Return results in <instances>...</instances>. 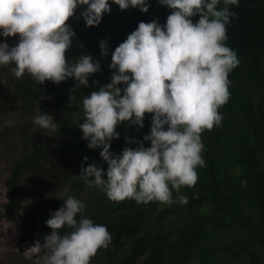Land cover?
Instances as JSON below:
<instances>
[{"label": "clouds", "instance_id": "9594fccd", "mask_svg": "<svg viewBox=\"0 0 264 264\" xmlns=\"http://www.w3.org/2000/svg\"><path fill=\"white\" fill-rule=\"evenodd\" d=\"M159 2L172 9L166 23L140 21L112 52L111 81L83 97L84 119L78 127L89 148L101 149L108 166L105 171L88 164L77 176L113 201L171 204L173 189L179 192L181 186L197 182V167L205 164L201 134L221 123L218 109L231 94L229 74L241 62L226 43L227 25L236 15L229 5H239L240 0ZM112 3L121 10L138 7L144 12L150 6L148 0ZM82 5L87 6L80 13L87 26L98 25L111 11L109 0H0V35H19L15 46L0 42V66L11 65L17 78L28 73L37 84L71 77L76 87L86 86L89 76L100 69L99 61L88 53L75 62L66 57L75 35L66 21ZM100 48L107 54L105 40ZM145 113L153 114L150 132L143 138L150 146L140 142L119 155L110 151L111 140L120 135L117 125L129 121L143 127ZM33 122L43 132L58 127L53 116L39 108ZM179 199L187 203L188 197ZM85 208L84 200L67 196L46 221L51 233L43 243L37 239L24 255L38 264H90L100 247H108L112 234L107 225L83 215ZM65 226L70 230L62 233Z\"/></svg>", "mask_w": 264, "mask_h": 264}, {"label": "trees", "instance_id": "16d2710c", "mask_svg": "<svg viewBox=\"0 0 264 264\" xmlns=\"http://www.w3.org/2000/svg\"><path fill=\"white\" fill-rule=\"evenodd\" d=\"M148 2L150 6L144 12L138 7L121 10L119 5L109 0L111 11L103 14L101 22L93 28L90 39L85 41L72 59H68L75 62L81 54L88 53L99 61L100 69L89 76L86 86L76 87V82L71 77L59 83L46 80L37 84L28 73H25L23 78H17L11 72V65L0 66V106L5 110V114H12L9 120L15 122L11 125L6 123L0 129V147L2 145L7 150L22 154L12 161L9 176L5 181L9 194L7 207H18L23 211L29 224L30 237L34 241L41 240L34 225L47 227L46 221L53 213H46L40 208L45 200L37 203L39 209H29L17 199L29 166L33 160L45 154L42 145L38 144L39 131L33 122L37 108L51 114L54 120H61L64 124L63 131L69 133L74 130L81 133L78 123L84 119L83 97L111 81L115 71L109 67L112 52L138 27L140 21L150 22L157 19L163 25L172 11L159 0ZM222 6L221 3L217 7ZM86 7L78 6L75 12L81 13ZM229 7L236 15L231 17L227 25L226 43L237 52L241 61L229 74L231 94L228 101L218 109L223 116L221 123L201 134L205 164L197 167V182L191 186H182L180 194L173 196V203H164L168 207L186 205L193 218L192 227L184 235L170 238L160 223L146 225L140 234L131 235L127 241L123 239L127 242V250L123 251L125 261L113 263L109 260L112 264H183L184 260L193 256L196 244L201 241L211 225L220 228H245L253 238L240 243L236 249H232V253H245L248 264H264L261 258L262 249L264 250V0H240L239 5ZM192 19L195 22L198 15ZM98 26L101 29H98ZM101 40H105L108 45L107 54H102ZM74 94L76 96L72 99ZM152 115L145 113L143 127L129 121L118 124L120 129L116 127V130L120 133L119 139L137 140L138 143L132 148L138 147L140 142L149 147L150 141L143 138L150 132ZM237 171L239 179L236 178ZM80 173H65L61 180L62 186L73 191L86 189L92 193L95 200L92 204L102 213L90 214L89 217L94 223L107 225L113 239L119 238L113 224L106 218L110 210L106 198H103L102 193L105 192L98 186L87 185L77 176ZM182 195L188 197L187 203L179 199ZM66 198L67 195L62 198H50L48 202L56 211L64 205ZM237 198L247 202L253 216L245 209L236 214ZM195 201L209 204L212 213L201 215L193 211ZM135 202L132 198H125L115 201L117 204H114L132 212ZM150 203L163 202L153 200ZM115 248H119V245ZM108 252L110 250L105 247L97 250L94 256H98V263ZM139 257L142 258L135 261Z\"/></svg>", "mask_w": 264, "mask_h": 264}, {"label": "rangeland", "instance_id": "374dc122", "mask_svg": "<svg viewBox=\"0 0 264 264\" xmlns=\"http://www.w3.org/2000/svg\"><path fill=\"white\" fill-rule=\"evenodd\" d=\"M67 24H70L75 32L72 37L73 43L66 53L67 59H72L77 51L83 47L85 41L90 39V34L95 26H87L79 12H75ZM98 29L101 27L98 26ZM4 41H7L10 47L15 46L19 42V35L9 37L0 35V42ZM10 116L12 114H5V110L0 106V129L7 123ZM55 121L58 123L55 130H44L43 132V130L38 129L37 141L38 144L42 145L45 154L43 157L33 160L32 165L29 166L17 199L29 209H39L37 203L45 200L43 207L40 208L46 213H52L55 208L49 204L50 198L74 195L86 202L83 215L87 217L90 214L99 215L102 212L92 204L95 202L92 193L86 189L73 191L69 187L62 186L61 180L65 173L81 172L82 166L87 167L88 164L92 163H96L106 170L108 165L100 155L101 149L89 148L88 142L84 140L83 134H81L82 132L70 130L68 133L63 131V122L59 119H55ZM117 128L120 129V125ZM119 137L111 140L110 147V151L117 155L125 147H133L138 143L137 140L127 141L119 139ZM21 155L19 152L5 149L2 145L0 147V264H38L34 258H28L23 253L26 248L35 243L30 237L29 224L25 220L23 211L18 207H7L9 194L5 181L9 176L12 161L17 160ZM84 157H88V159L85 161ZM236 174V178L239 179V172L237 171ZM102 194L103 198H106L105 201L110 210L106 218L113 224L119 238L113 239L112 236L111 242L106 247L107 250H110L108 255L103 256L99 263L97 261L98 256H94L90 264H112L109 260L113 263L120 260L125 261L123 251L127 250V242L123 239L127 241L131 235L140 234L146 225L160 223L170 238L182 236L192 227L193 218L186 205L168 207L164 203L135 202V209L128 212L123 206H115L117 203L109 199L105 193ZM179 194L180 192L173 189V196ZM192 208L193 211L201 215L212 213L211 206L202 201H195ZM235 209H237L236 214L245 209L253 216L251 207L247 205L244 199L237 198ZM34 229L41 236V243H43L44 236L52 231L49 226L46 227L41 224L34 225ZM69 230L65 226L60 231L63 233ZM251 238L253 235L242 227L220 228L217 225H211L204 233L201 241L196 244L193 256L184 260L183 264H248V257L245 253L233 254L232 249H236L240 243ZM117 245L119 248L116 249L115 246ZM141 258L139 257L135 261ZM261 258L264 260L263 249ZM124 264L130 263L125 262Z\"/></svg>", "mask_w": 264, "mask_h": 264}]
</instances>
